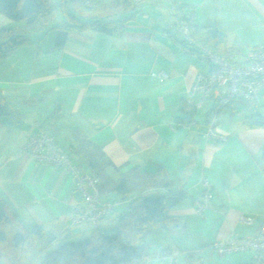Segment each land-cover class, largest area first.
<instances>
[{"label": "crops", "instance_id": "obj_1", "mask_svg": "<svg viewBox=\"0 0 264 264\" xmlns=\"http://www.w3.org/2000/svg\"><path fill=\"white\" fill-rule=\"evenodd\" d=\"M175 9L184 16L192 12L193 29L217 32L221 43H211V48L233 65H242L247 53L264 43V0H140L137 13L114 31L71 27L61 46L56 44L57 26L65 18L59 12V21L55 17L31 42L0 59V98L20 114L18 120L1 118L0 200L25 229L39 226L57 237L77 238L94 228L88 220L71 221L73 206L85 205L72 172L24 149L28 136L58 104L56 145L82 172L92 173L70 148L76 144V131L110 159L107 171L114 179L131 168L155 173L163 165L171 188L185 193L170 210V227L152 234L168 230L184 238L186 229L202 223L213 236L212 246L234 235H253L264 224V126H250L244 119L254 111L264 115V89L258 100H238L247 103L244 109L233 102L217 112V130L227 136L224 142L206 138L210 105L195 109L190 123L178 121L185 115V96L209 63L178 40L180 15ZM12 25L14 21L0 14V29ZM203 177L211 182L213 197L201 216L195 200ZM139 195L136 190L103 193L111 210L100 224H116L114 215ZM201 237L208 244V236ZM176 245L164 241L154 251L160 259L148 252L139 264H171L189 249Z\"/></svg>", "mask_w": 264, "mask_h": 264}, {"label": "trees", "instance_id": "obj_2", "mask_svg": "<svg viewBox=\"0 0 264 264\" xmlns=\"http://www.w3.org/2000/svg\"><path fill=\"white\" fill-rule=\"evenodd\" d=\"M139 7L140 0H0V14L14 21V25L0 29V59L16 47L31 42V36L35 33L51 23L53 25L58 12L65 18V24L57 26L56 44L61 46L69 28L98 29L110 33L135 15ZM174 13L180 15V18L185 17L184 14H178V9ZM192 38L195 43L215 53L211 43H221V37L211 30L203 32L192 27ZM178 40L189 51L201 53L196 44H188L179 37ZM195 111L186 104L185 115L179 116L178 121L190 123ZM3 116L20 119L19 112L7 99L1 97L0 126ZM60 117L61 106L58 104L33 134L49 133L57 142L55 124ZM244 119L250 126H264V115L258 111L246 115ZM75 139L76 144L70 148L84 159L91 174L97 178L102 194L116 191L126 195L136 190L140 193L138 200L130 202L127 210L117 216L114 229L109 230L100 224L77 238H71L68 234L57 237L50 230L39 226L27 230L10 206L0 200V264H139L148 254L147 232L151 228H169L174 221L170 210L185 197V193L171 188L172 180L163 165L155 173L141 172L137 167L131 168L114 179L107 171L112 162L102 149L77 131ZM149 188L159 190L150 192L147 191ZM211 201L212 198L206 210L211 207ZM216 242L212 247L217 252ZM258 256L259 254L256 257ZM186 258L195 263L194 257L186 255ZM171 264L179 263L173 259ZM255 264H264V258L260 257Z\"/></svg>", "mask_w": 264, "mask_h": 264}, {"label": "built area", "instance_id": "obj_3", "mask_svg": "<svg viewBox=\"0 0 264 264\" xmlns=\"http://www.w3.org/2000/svg\"><path fill=\"white\" fill-rule=\"evenodd\" d=\"M193 25L192 12L185 17L176 18L177 35L188 44H196L195 46L199 47L198 50L209 63V69L205 73H198L185 96V102L196 110L210 105L206 138L224 142L227 136L217 130V112L236 100H258V94L264 89V43L250 50L244 57L242 65H233L209 48L195 43L192 38ZM159 76L165 78L163 72H160ZM24 149L36 159L61 165L72 172L78 189L82 191L85 205L73 206L71 221L73 224H78L88 220L94 227L99 226L102 219L110 213L111 204L104 200L97 178L93 174L82 172L57 147L54 137L49 133L30 134ZM200 184L202 189L199 198L195 200V210L199 215H203L210 205L213 194L212 184L208 178L203 177ZM242 220L249 222L250 218H242ZM215 248L220 255L253 249L264 258V224L252 236L234 235L226 240L217 241Z\"/></svg>", "mask_w": 264, "mask_h": 264}, {"label": "rangeland", "instance_id": "obj_4", "mask_svg": "<svg viewBox=\"0 0 264 264\" xmlns=\"http://www.w3.org/2000/svg\"><path fill=\"white\" fill-rule=\"evenodd\" d=\"M53 1H59V0H53ZM60 16L61 14L58 12L56 16L58 21L60 19ZM246 104L247 103L245 101H235L233 104V107L240 105L241 106L240 108L244 109L246 107L245 106ZM117 215H114L115 216L114 221L116 220ZM114 224L111 226L107 225L105 227H107L109 230H112L114 229V226H115ZM197 224L198 226L195 228V230L191 228L190 229L188 228L185 230V232H187L188 234L184 238L179 233L175 237L172 235V233L171 234L168 233V230H162L161 233L152 234L155 231H157V229L151 228L146 234V241L150 243V245L148 246V252L150 254L154 253L153 256L155 258L160 259L161 257L158 253L159 251L158 252H154V251L159 250L160 246L164 243V241H168L171 239L175 242V244L180 245L182 247L189 248L186 251V254L190 255L191 257H194L195 259V263L190 262L187 260L186 254L184 255L179 254V255H176V261L179 264H224V263L226 264H237V263L255 264L259 261V258L261 256H258L257 258L256 255L258 253H256V251L253 249H245V250L233 252L229 255H224V256L219 255L214 250V248L209 245V243L212 242L213 240V236L211 235V233H209V227L204 226L202 223H197ZM174 227L175 226H173L172 228ZM210 227H211V230H213L214 228L213 223L210 224ZM200 232L201 234L204 233L205 235L208 236V239H209L208 244H205V241H203L204 239H202L203 237H201ZM165 244H168V243H165Z\"/></svg>", "mask_w": 264, "mask_h": 264}]
</instances>
